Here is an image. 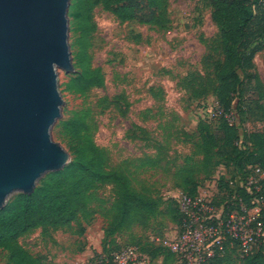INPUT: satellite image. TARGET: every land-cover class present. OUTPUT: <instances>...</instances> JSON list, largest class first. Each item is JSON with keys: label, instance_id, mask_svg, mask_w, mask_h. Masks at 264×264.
I'll use <instances>...</instances> for the list:
<instances>
[{"label": "rangeland", "instance_id": "obj_1", "mask_svg": "<svg viewBox=\"0 0 264 264\" xmlns=\"http://www.w3.org/2000/svg\"><path fill=\"white\" fill-rule=\"evenodd\" d=\"M167 16L168 21L162 25L121 21L101 0H95L86 62L100 68L104 83L81 94L66 90L65 85L80 71L75 65L79 31L74 29L68 10V43L74 71L58 70L63 105L61 117L51 129L52 138L68 151L59 123L74 111L88 112L93 139L105 150L109 167L128 174L133 188L155 200L158 210L145 227L135 225L117 233L114 241L106 240L103 230L108 220L104 214L113 190L111 186L101 187L91 201L96 213L90 221L80 218L56 230L39 227L19 238L25 248L43 257L47 264H88L106 247L104 241L120 247L138 244L153 255L151 264H182L152 248L157 239L173 237L177 230L174 208L181 190L179 169L202 167L196 147L200 142L198 123L204 121L215 127L223 113L214 86L205 95L195 97L179 81L197 76L201 82L207 77L214 80L216 63L222 55L215 45L218 29L206 0H168ZM253 61L262 92L257 93L253 82L245 83L242 96H234L231 111L226 114L241 137L264 126L258 108L260 101L264 103V50ZM229 160L217 154L210 174L196 172V190L215 191L210 187L215 181L223 188L224 180L236 167L228 165ZM224 200L220 198V202ZM233 245L227 242L221 260L214 264H240L258 251L264 254V243L246 257H239ZM6 262L7 253L0 250V264Z\"/></svg>", "mask_w": 264, "mask_h": 264}, {"label": "trees", "instance_id": "obj_2", "mask_svg": "<svg viewBox=\"0 0 264 264\" xmlns=\"http://www.w3.org/2000/svg\"><path fill=\"white\" fill-rule=\"evenodd\" d=\"M103 5L121 21H135L144 25H162L168 21V0H101ZM211 17L218 29L215 45L222 55L216 63L214 80L207 77H193L179 81L189 88L192 95L201 97L214 86L216 98L222 109V116L215 127L207 122L198 123L200 142L197 152L202 156V167L184 166L179 169L181 190L190 195L196 193L195 173L203 170L210 174L215 166V156L227 158L228 165L243 171L246 165L258 164L264 167V126L245 133L242 137L235 123H230L226 114L231 111L232 100L243 94L245 83L253 82L260 95L262 84L255 72L254 57L264 50V0H206ZM95 0H71L69 15L74 29L79 31L75 54V65L80 71L71 76L66 90L83 94L92 87H102L104 78L99 67L86 62V48L92 32L90 15ZM258 108L264 120V103ZM88 112L74 111L72 116L62 120L60 133L67 140L70 162L61 170L44 175L31 194H16L7 205L0 209V250L7 253L6 264H47L43 257L33 255L19 241V238L33 229H61L69 227L80 218L87 221L96 213L91 207L95 191L111 186L112 199L104 216L108 222L103 230V238L114 241L117 233L129 231L137 225L145 227L149 218L155 216L158 207L150 196L136 191L128 174L110 168L108 156L98 146L87 120ZM226 148H229L227 151ZM233 172V171H232ZM177 223L179 215L175 209ZM106 247L102 253L118 249L120 246ZM104 245V246H105ZM149 255L152 260L153 255ZM154 251L175 257L161 245H154ZM220 257L206 264H214ZM240 264H264V254L258 251Z\"/></svg>", "mask_w": 264, "mask_h": 264}, {"label": "water", "instance_id": "obj_3", "mask_svg": "<svg viewBox=\"0 0 264 264\" xmlns=\"http://www.w3.org/2000/svg\"><path fill=\"white\" fill-rule=\"evenodd\" d=\"M70 2L0 0V209L71 160L51 135L63 105L58 70L74 71Z\"/></svg>", "mask_w": 264, "mask_h": 264}, {"label": "built area", "instance_id": "obj_4", "mask_svg": "<svg viewBox=\"0 0 264 264\" xmlns=\"http://www.w3.org/2000/svg\"><path fill=\"white\" fill-rule=\"evenodd\" d=\"M232 171L223 188L215 181L210 185L215 191L198 188L190 195L180 190L175 197L177 230L173 237L157 239V245L170 251L182 264H206L221 257L227 242L234 244L239 257L252 254L264 243V167L249 164L243 171ZM220 198L225 200L220 202ZM151 262L138 246L127 245L98 253L88 264Z\"/></svg>", "mask_w": 264, "mask_h": 264}]
</instances>
